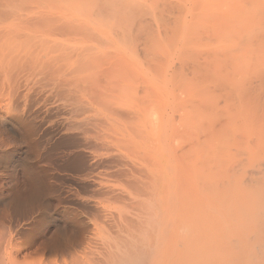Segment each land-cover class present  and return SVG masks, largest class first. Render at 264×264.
I'll return each instance as SVG.
<instances>
[{
    "label": "bare ground",
    "instance_id": "bare-ground-1",
    "mask_svg": "<svg viewBox=\"0 0 264 264\" xmlns=\"http://www.w3.org/2000/svg\"><path fill=\"white\" fill-rule=\"evenodd\" d=\"M115 1L0 0V264H264V0Z\"/></svg>",
    "mask_w": 264,
    "mask_h": 264
},
{
    "label": "rangeland",
    "instance_id": "rangeland-1",
    "mask_svg": "<svg viewBox=\"0 0 264 264\" xmlns=\"http://www.w3.org/2000/svg\"><path fill=\"white\" fill-rule=\"evenodd\" d=\"M119 1L122 2V6H121V3L118 2V0H117V1H115V3H117V5L114 3L115 6L110 5L111 6L110 8H120V7L124 8L123 6L126 5L128 2H130V3H128L130 6L127 4V6H126L127 8H157V6L160 8V6L161 7L163 6V4L167 5L168 2L169 3H178L181 0L180 1H178V0H175V1H173V0H136V1L135 0H128V1L127 0H119ZM125 1H127V2L125 3ZM123 2H124V4H123ZM156 2L158 3V5ZM159 2H160V4H159ZM224 7H225L224 9L230 8V6L228 4ZM213 12H214L213 10H208V11H205L204 13H213ZM199 30H200V25L194 26L192 29V32H191L192 36L196 35Z\"/></svg>",
    "mask_w": 264,
    "mask_h": 264
}]
</instances>
